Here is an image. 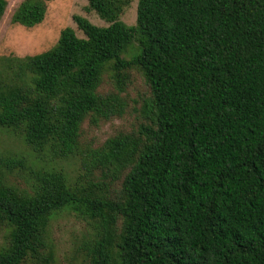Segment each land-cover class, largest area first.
<instances>
[{"label":"trees","instance_id":"trees-1","mask_svg":"<svg viewBox=\"0 0 264 264\" xmlns=\"http://www.w3.org/2000/svg\"><path fill=\"white\" fill-rule=\"evenodd\" d=\"M88 2L109 26L76 16L84 38L66 28L48 52L2 59L0 128L77 156L83 123L119 111L98 92L109 65L120 89L130 70L144 76L147 123L89 151L103 181L39 174L20 198L0 159L10 236L0 264L46 251L50 221L67 208L97 224L91 264H264V0H139L133 27L120 20L129 0ZM6 8L0 0V18ZM46 12L26 0L14 21L36 25ZM121 179L113 198L101 195Z\"/></svg>","mask_w":264,"mask_h":264},{"label":"rangeland","instance_id":"rangeland-1","mask_svg":"<svg viewBox=\"0 0 264 264\" xmlns=\"http://www.w3.org/2000/svg\"><path fill=\"white\" fill-rule=\"evenodd\" d=\"M5 1L7 8L0 18V64L2 59L34 57L52 50L66 28H72L79 38H84L83 32L74 22L76 16L84 17L98 27L109 26L90 7L88 0H43L47 6L45 17L39 24L32 26L14 21L17 11L26 0ZM138 3L139 0H129L120 15V20L129 27L136 25ZM132 45L125 55L128 59L140 49L137 42ZM128 73L129 80L124 89L118 87L111 65L103 74L98 92L105 98H111L119 111L109 119L93 123L88 118L83 123L77 156L60 158L50 147L36 150L19 132L0 128V159L10 169L7 180L11 195L20 198L27 196L35 176L49 172L63 174L70 186L87 174L103 181L102 172L93 164L89 151L99 149L120 134L136 135L148 120L144 106L150 96L149 86L137 69ZM121 184L122 179L112 185L111 191L107 188L109 185L105 184L107 186L103 187L101 195L113 198ZM47 230L48 249L38 257H29L23 264H91L86 247L97 231V224L88 216L70 208L58 211L53 215ZM9 237V227L0 225V251L8 246Z\"/></svg>","mask_w":264,"mask_h":264}]
</instances>
